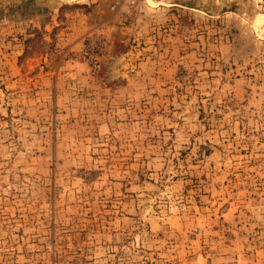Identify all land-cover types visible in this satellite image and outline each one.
Returning a JSON list of instances; mask_svg holds the SVG:
<instances>
[{
	"label": "rangeland",
	"instance_id": "374dc122",
	"mask_svg": "<svg viewBox=\"0 0 264 264\" xmlns=\"http://www.w3.org/2000/svg\"><path fill=\"white\" fill-rule=\"evenodd\" d=\"M0 264H264V0H0Z\"/></svg>",
	"mask_w": 264,
	"mask_h": 264
},
{
	"label": "bare ground",
	"instance_id": "6f19581e",
	"mask_svg": "<svg viewBox=\"0 0 264 264\" xmlns=\"http://www.w3.org/2000/svg\"><path fill=\"white\" fill-rule=\"evenodd\" d=\"M69 1H74V0H69Z\"/></svg>",
	"mask_w": 264,
	"mask_h": 264
}]
</instances>
